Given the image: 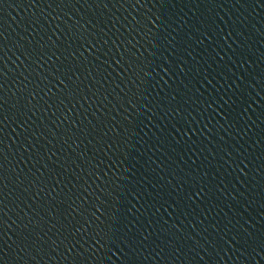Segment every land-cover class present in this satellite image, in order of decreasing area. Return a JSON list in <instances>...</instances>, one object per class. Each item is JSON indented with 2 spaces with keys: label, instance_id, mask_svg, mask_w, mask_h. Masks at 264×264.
Returning a JSON list of instances; mask_svg holds the SVG:
<instances>
[{
  "label": "water",
  "instance_id": "95a60500",
  "mask_svg": "<svg viewBox=\"0 0 264 264\" xmlns=\"http://www.w3.org/2000/svg\"><path fill=\"white\" fill-rule=\"evenodd\" d=\"M0 264H264V0H0Z\"/></svg>",
  "mask_w": 264,
  "mask_h": 264
}]
</instances>
